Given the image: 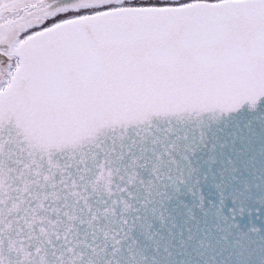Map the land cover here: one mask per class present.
<instances>
[{
    "label": "snow or ice",
    "instance_id": "6c2138e0",
    "mask_svg": "<svg viewBox=\"0 0 264 264\" xmlns=\"http://www.w3.org/2000/svg\"><path fill=\"white\" fill-rule=\"evenodd\" d=\"M0 264H264V0H0Z\"/></svg>",
    "mask_w": 264,
    "mask_h": 264
}]
</instances>
